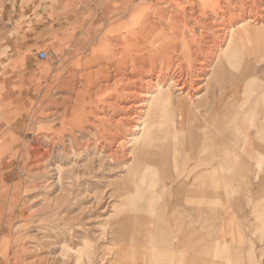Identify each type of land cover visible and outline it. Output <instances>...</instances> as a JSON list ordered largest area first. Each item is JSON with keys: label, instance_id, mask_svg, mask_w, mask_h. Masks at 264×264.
<instances>
[{"label": "rangeland", "instance_id": "374dc122", "mask_svg": "<svg viewBox=\"0 0 264 264\" xmlns=\"http://www.w3.org/2000/svg\"><path fill=\"white\" fill-rule=\"evenodd\" d=\"M49 1L55 6L47 23L41 0H11L4 15L0 2V264H113L124 248L128 262L144 264L148 255L153 263V247L165 245L159 239L175 242L180 222L188 231L196 215L199 221L212 217L213 225L234 220L229 230L242 264H264V174L251 172L254 151L234 157L244 141L256 142L264 110V38H252L223 69L220 91L204 70V81L189 85L186 99L171 88L170 104H149L151 119L158 114V120L149 118L148 130L130 141L135 123L127 107L142 98L125 93L130 75L149 71L155 81L167 61L171 68L161 71L165 83L159 82L164 89L174 64L182 62L184 79L196 75V62L213 64L228 40L218 42L220 27L264 17V0ZM263 19L249 27L264 30ZM40 52L47 54L44 61ZM214 101L222 108L212 116L219 125L214 132L227 134L236 172L245 175L240 167L249 168L251 179L244 193L237 185L232 193L219 188V209L227 211L218 217L209 206L199 215L192 192L196 160L212 136V125L202 121ZM190 104L198 116L178 135L174 169L163 161L171 156L166 146L177 115ZM227 231L205 233L231 238Z\"/></svg>", "mask_w": 264, "mask_h": 264}, {"label": "crops", "instance_id": "0c3cea01", "mask_svg": "<svg viewBox=\"0 0 264 264\" xmlns=\"http://www.w3.org/2000/svg\"><path fill=\"white\" fill-rule=\"evenodd\" d=\"M42 2V15H43V21L44 23L49 21L47 17L50 16L51 8L55 6L54 2L49 0H41ZM2 2V15L6 14V12H10V10L13 8L11 0H0ZM47 15V17H46ZM50 18V17H49ZM239 33V35H238ZM234 38V42L232 43L233 47L225 54L222 58H220V61L217 65V68L214 72V75L212 76V81L217 84V91H220L221 84H222V71L226 68V66H231L232 62H234V58L240 54V51L243 49V47L248 44V42L252 38H264V31H261V28L257 31L256 29L252 32L247 31V33L244 32H238ZM256 34V35H253ZM249 35V36H248ZM239 36V37H238ZM237 37V38H236ZM242 37V38H241ZM238 39V40H237ZM242 39V40H241ZM236 41V42H235ZM239 41V42H238ZM225 61V62H224ZM264 90V88H263ZM264 93V92H263ZM264 95V94H263ZM171 102V101H170ZM170 104V103H169ZM168 105V104H167ZM220 103H217L214 101L213 105L206 110L204 117L205 120L202 121V124L206 123H212V126H209L210 132L212 133L211 139L207 140V142H203L202 148V158H197L195 163V181L196 184L192 188V192L196 193L194 194L193 198H196V202L194 204L197 206V212L200 215L201 213H204L206 211L205 208H208V206L211 208V210L214 212L211 214V216H216L217 212H225L227 211V207L219 209L218 206L219 203L217 200L219 188L225 189L226 192L230 191L231 193L234 191L235 186L237 185L239 188V193H244L245 188L248 186V184L251 182V179L248 175L250 173L249 168H242L240 167V170H243L245 175H243L241 172H236V169L234 167V163L232 161V151L229 149V145L227 144L228 136L226 133L215 134L214 131H218V126L212 121V116L215 112H221L219 111ZM188 111H183V113L180 115H177V122H175L176 129H174L172 141H170L171 145L168 144L166 148L167 152H171V156L163 159L164 163H169L176 168L177 160H178V152H179V145L181 142L179 141L178 135L185 133L187 128H190V124L196 122L197 119V111L196 107H193L192 104L188 105ZM264 107V103H263ZM225 111V109H223ZM240 111L235 115L234 121L238 120ZM262 114V115H261ZM259 126L256 131L255 136V143H251L248 140L244 141V143L240 144L244 146V149H239L237 154L234 153V157H237L238 154L240 155H246L249 156L253 151L255 156H257V161L254 169L251 171L255 176L259 174H264V110L262 113L259 114ZM151 120H158V114H156V117L152 118ZM212 121V122H211ZM226 123V121H224ZM223 121L222 123L225 124ZM153 125V123H151ZM216 129V130H214ZM229 129V125L225 126L224 132ZM153 131H151V134H149V138H153L152 135ZM241 146V147H242ZM214 148L215 150H212ZM210 150L207 152V150ZM206 151V152H205ZM147 153H150V151L147 150ZM152 153V152H151ZM153 154V153H152ZM158 156V154L154 153V157ZM152 157V156H151ZM159 158V156H158ZM160 159V158H159ZM158 159V160H159ZM235 159V158H234ZM161 159L159 162H163ZM153 159L147 161V164H152ZM146 163V162H144ZM224 163V164H223ZM143 165V163H142ZM147 166V165H146ZM147 166V168L149 167ZM212 172V173H211ZM216 175H215V173ZM239 173V174H238ZM166 174H161L160 178H165ZM213 177H212V176ZM214 178V179H213ZM142 181V180H141ZM215 181V182H214ZM220 183H217V182ZM218 185V187L216 185ZM263 185V182L261 183ZM231 188V189H230ZM147 191L152 190L150 187L145 188ZM191 192V194H192ZM200 193V194H198ZM153 194V193H152ZM205 194V195H204ZM196 195V196H195ZM193 196V195H192ZM192 196L189 198L191 199ZM205 196L209 197L206 202L203 200L205 199ZM201 199V200H200ZM214 201H210V200ZM201 202V203H200ZM204 206V207H203ZM216 206V207H215ZM223 207V206H222ZM218 217V215H217ZM209 218H212L209 216ZM209 218L202 219V221H199L200 218L198 215L194 216V219L192 220L193 223L189 224L190 228L185 230V225L180 222L179 228L180 231L179 234L175 237L176 241L172 242V240L169 238H164V240H160L159 236L158 239L160 242L165 245L153 247L154 251L151 252V255L154 256L155 259H153V263H150L147 257H143L142 254H136L137 258L140 259L143 257L145 259L144 264H242L241 262V255L237 252H234L235 247L232 246V244H235V237L233 236L232 230H229V228L234 227V220L231 218L225 219L223 221V224H214L213 221H209ZM208 221V222H207ZM208 223V225H206ZM222 223V222H221ZM209 228H220L223 230H228L227 234H231V238L225 237L223 232L220 233V237H214L209 239L208 233L206 234L205 231L209 230ZM254 233L258 236L262 234V226L259 225L255 228ZM183 237V238H182ZM218 241H222V243H218ZM154 243H157L154 240ZM153 243V244H154ZM147 249V246L146 248ZM147 253V252H146ZM145 253V254H146ZM148 254V253H147ZM131 255V254H130ZM116 258L113 264H132V261L128 262L127 257L129 255H126L125 248L122 250L119 249V253L116 254ZM133 258V257H132ZM142 258V259H143ZM127 260V262H126ZM133 260V259H132Z\"/></svg>", "mask_w": 264, "mask_h": 264}, {"label": "bare ground", "instance_id": "6f19581e", "mask_svg": "<svg viewBox=\"0 0 264 264\" xmlns=\"http://www.w3.org/2000/svg\"><path fill=\"white\" fill-rule=\"evenodd\" d=\"M263 5V4H262ZM263 8L260 10V11H264V5L262 6ZM258 17H262L264 18L261 14H256L252 17H249L247 19H244V20H241L239 21L238 23H236L235 26H227V27H220V30H218V38L220 36H222L223 39H221L220 41H218L219 43L223 42L224 43V40H226L225 44V48L223 49H219L221 51V53L218 55L216 61L213 62V64H209L208 61H203V62H199L197 64L196 62V66L194 67L195 70L198 72H196V75H193L191 73V75L189 76V78H185L182 76L183 75V72H184V68L182 66V62L180 63H177V64H174L173 67H174V70H173V75L171 76H168V82H166V89H164V86H160L162 83H165L163 80V76L161 74V71L162 70H166L167 68H171V63L169 61H167V65L164 64L162 66V68L158 71L157 73V80H153L151 78V74L148 72H142L140 76L138 75H130L128 79V85H127V88H126V91L125 93L127 94H131V95H138V97H140L141 101L138 102V103H131L127 109H131L133 112H131V114H128V118H130L131 120L134 121V125L131 126V132L133 133L132 135H130L129 137H127V140L130 141V140H133L134 138V135L135 134H142L144 132H146L149 128V126L147 125L149 118L151 119V117L153 116V110L151 109H148L149 107V104H155L157 107H161V106H164L165 104H169L170 101H171V95L169 94V90L172 88H174V91L177 92V96H179L180 98L184 97V99H186V97L188 96V93H187V88L189 87V85L193 84L194 82L196 81H204V79L202 78L204 75H203V72L202 71H206V72H210V75L209 77H212L214 75V72L217 68V65L220 61V56L221 55H224L231 49V47H233L232 43L234 42V38L236 36V34L238 32H244V33H247V31H250L252 32V29L251 27H249L250 25H252V23H254ZM264 20V19H263ZM257 24V23H256ZM255 24V25H256ZM262 25H259L258 27L261 28ZM218 29V28H217ZM261 31L263 32L264 30L261 28ZM215 33H216V30H215ZM239 35V33H238ZM249 36V35H248ZM239 37V36H238ZM214 38V37H213ZM237 38V37H236ZM242 38V37H241ZM185 40V39H184ZM208 40V39H207ZM238 40V39H237ZM242 40V39H241ZM190 41V40H189ZM211 40H209L210 42ZM236 42V41H235ZM239 42V41H238ZM180 45V44H179ZM189 46V45H188ZM209 46V45H208ZM210 49H212L214 47V49H216V44L213 43V41H211V45H210ZM187 50L191 49V48H186ZM213 49V51H214ZM195 50V49H193ZM198 50H196L197 52ZM177 52V51H176ZM189 53V52H187ZM198 53V52H197ZM215 53V52H214ZM177 54V53H175ZM179 54V53H178ZM182 54V53H181ZM190 54V53H189ZM180 56V54L178 55ZM177 56V57H178ZM188 56V55H187ZM226 57V56H225ZM162 58V56H161ZM190 59V58H189ZM203 59V58H202ZM206 60V57L204 58ZM172 60V59H171ZM174 60H177V58ZM196 60V59H195ZM173 61V60H172ZM197 61V60H196ZM163 62V61H162ZM191 62V60H190ZM225 62V61H224ZM173 63V62H172ZM209 64V65H208ZM193 65V64H192ZM191 66V64L189 65ZM198 66V67H197ZM167 67V68H166ZM183 68V69H182ZM191 68V67H190ZM192 70V69H190ZM139 72V71H138ZM186 72V71H185ZM191 72V71H190ZM194 72V71H193ZM140 73V72H139ZM172 73V72H171ZM174 73H179V76L178 75H175ZM187 75V73L185 74ZM161 84H160V83ZM137 83H140L141 85L137 86L138 84ZM137 84V85H136ZM198 88H201V86H197ZM125 88V87H124ZM153 88V89H152ZM196 88V89H198ZM141 89H147V90H151L150 92H139ZM135 96V95H134ZM179 103V102H178ZM125 111V109H124ZM127 111V110H126ZM119 121V120H118ZM212 122V121H211ZM212 124V123H211ZM223 126V125H222ZM151 129V127H150ZM149 129V130H150ZM216 130V129H214ZM150 134V132H149ZM139 139V138H138ZM137 140V139H136ZM137 142V141H136ZM224 164V163H223ZM132 167V166H131ZM130 170L131 168L128 167V170H127V173L130 174ZM212 173V172H211ZM215 173V172H214ZM216 175V173H215ZM212 176V175H211ZM213 177V176H212ZM214 179V178H213ZM215 182V181H214ZM217 182V181H216ZM218 183V182H217ZM216 185V184H214ZM218 187V185H216ZM200 194V193H198ZM205 195V194H204ZM209 198V197H208ZM217 198V197H216ZM198 200V199H197ZM201 200V199H200ZM210 200V199H209ZM212 200V199H211ZM210 200V201H211ZM214 201V200H212ZM217 201V200H216ZM196 202V201H195ZM201 203V202H200ZM197 204V202H196ZM198 206V205H197ZM204 207V206H203ZM216 207V206H215ZM219 207V206H218ZM183 238V237H182ZM89 255V254H88Z\"/></svg>", "mask_w": 264, "mask_h": 264}, {"label": "built area", "instance_id": "2783aa9c", "mask_svg": "<svg viewBox=\"0 0 264 264\" xmlns=\"http://www.w3.org/2000/svg\"><path fill=\"white\" fill-rule=\"evenodd\" d=\"M46 57H47V54H46L45 52H40V53L38 54V59H39L40 61H44V59H46Z\"/></svg>", "mask_w": 264, "mask_h": 264}]
</instances>
